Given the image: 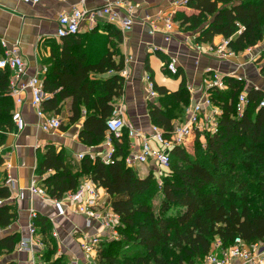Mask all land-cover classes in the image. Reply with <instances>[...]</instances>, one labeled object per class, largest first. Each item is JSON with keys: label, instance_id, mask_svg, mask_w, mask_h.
I'll use <instances>...</instances> for the list:
<instances>
[{"label": "trees", "instance_id": "1", "mask_svg": "<svg viewBox=\"0 0 264 264\" xmlns=\"http://www.w3.org/2000/svg\"><path fill=\"white\" fill-rule=\"evenodd\" d=\"M188 6L199 13L180 16L186 31L197 34L198 43H213L222 36L230 49L244 53L264 41V0H190ZM107 34L94 29L90 34L68 37L54 45L53 62L45 79V91L54 94L44 103L45 110L60 116L61 104L71 98L72 115L62 131L83 120L79 141L87 147L101 146L107 137L106 122L114 111L115 99L124 93L125 80L120 72L124 59L116 63L115 48L123 43L120 31L108 26ZM114 39V42L112 41ZM181 71L177 76H182ZM91 73H114L107 79H92ZM10 70H0V149L7 133L15 128L10 92ZM228 89L211 91L215 105L223 110L219 133L205 135V147L196 136L197 158L185 149L171 151L169 171L159 190L154 174L140 178L128 168L125 158L128 141L116 142L113 163L106 165L90 155L72 165L65 151L48 148L39 158L38 172L51 199L63 200L74 193L84 180H92L109 195V203L120 216L121 238L105 242L98 264H201L214 253L217 240L228 249L236 238L253 244L264 240V107L263 91L248 90V107L242 117L236 111L245 82L227 78ZM162 95V108L151 105L153 125L171 131L175 119L183 117L190 103L185 77L177 92L156 87ZM4 159L0 155V168ZM253 173V174H252ZM256 173L263 174L254 175ZM161 191L162 201H153ZM11 191L0 184V229L7 230L18 219L8 200ZM35 225L46 249L40 258L49 264H72L58 255L51 222L38 214ZM18 235L0 237V257L18 247Z\"/></svg>", "mask_w": 264, "mask_h": 264}, {"label": "crops", "instance_id": "2", "mask_svg": "<svg viewBox=\"0 0 264 264\" xmlns=\"http://www.w3.org/2000/svg\"><path fill=\"white\" fill-rule=\"evenodd\" d=\"M133 1L140 5L135 15L133 30L126 38L123 37V43L111 48V51L115 49L116 54L113 59L116 63H119L121 59H124V62L127 58L129 59L128 64L125 65L127 76L123 77L125 80L124 93L120 98L115 99L114 104V108L122 110L128 126L150 132L153 124L149 107L151 105L163 107L161 103L163 97L160 94L154 101L148 100L147 75L152 78L156 87H162L169 93L177 92L182 77H185L190 93L189 106L201 97L204 81L209 75L208 68L221 71L224 74L234 72L245 78V83L248 86L246 90L258 87L264 92V41L251 48L250 52L247 50L237 54L231 60H219L207 52V48L224 40L222 36L215 37L211 44L198 43L197 34L186 31V28L181 24V14L192 16L197 15L198 11L189 6L176 8L171 3L173 0ZM79 4L80 0H43L37 6H30L21 0H0V54H2V41H6L11 46L19 45L22 57L27 63V75L23 82L38 75L45 85L48 69L53 62L54 45L61 46L64 40L55 36L59 15L70 12ZM101 5L102 0H87L85 7L94 10ZM166 18H171L174 23V30L170 34L165 28ZM108 26L120 31L117 26L108 21L106 16H102L96 20L93 26L89 21H84L81 24L79 35L90 34L95 28L99 30V33L106 35ZM167 36H170V41L166 40ZM112 41L114 42L113 38ZM174 59L177 62V72L181 71L182 76H177V73L163 67L164 64L167 65ZM113 76L114 73H91L92 79L107 80ZM48 94L47 100L54 95ZM24 99L25 103L21 111L26 127L22 132L16 128L12 132H8L6 144L0 149V155L4 159V165L0 168V184L6 179L5 164L9 162L12 169L8 173L16 179L18 189L24 190L23 199L10 200L9 202L15 206L18 219L4 231L3 237L18 235L19 246L21 241L28 236L29 211L33 209L51 222L52 234L58 245V255L64 256L72 264H88L80 242L83 236L95 234L97 227L93 223V226H89L86 217L75 213L71 206H67L65 216L58 215V208L55 204L32 195L29 188L34 183L37 187L46 189L44 180L54 174V171H49L40 175L37 170L39 158L46 153L48 148L54 147L57 152L65 151L68 162L72 165L80 162L77 160L79 154H102L104 149L102 145L94 148L87 147L79 141L78 136L83 126V120L67 131L61 130L59 133L42 131L39 125L40 121L31 105V95L28 91L24 94ZM72 101L71 98H68L61 104L62 114L59 117L63 125L69 123V118L72 115ZM186 109L183 117L175 119L172 122L173 125L187 120ZM128 131L129 127L126 126L124 133L129 144V153H131V140L128 137ZM140 146L136 147V151L140 150ZM137 172H139L140 178H146L154 172V175L157 174L158 168L153 162H150L139 166ZM102 190L107 194L104 189ZM18 194V190L12 192L14 198H17ZM38 238L43 241L42 235H38ZM45 249L46 246L43 243L39 255H42ZM215 253L221 256L222 251L219 249ZM31 258L29 252L16 247L13 253L0 257V264H30ZM233 264H239V261H233Z\"/></svg>", "mask_w": 264, "mask_h": 264}, {"label": "built area", "instance_id": "3", "mask_svg": "<svg viewBox=\"0 0 264 264\" xmlns=\"http://www.w3.org/2000/svg\"><path fill=\"white\" fill-rule=\"evenodd\" d=\"M24 4L37 6L43 0H21ZM66 1V0H61ZM190 0H173L171 3L176 8L188 6ZM87 0H80V4L75 6L70 12H64L59 15L56 37L65 39L78 36L81 33V24L89 21L91 26L96 23L99 17L106 16L111 24L117 26L123 37L133 30L135 24V15L140 5L133 0H102V5L98 9H87L85 7ZM94 28V27H93ZM166 31L170 34L174 30V23L171 18L165 19ZM170 36L166 37L170 41ZM229 40H222L216 45H210L207 52L214 55L219 60H231L236 57V53L230 49ZM198 49H201L198 47ZM2 54H0V70H10L12 72L10 80V96L13 99L14 109L12 120L15 128L22 132L26 127L21 108L25 103L24 94L28 91L31 95V105L38 117L40 128L47 133H59L61 131L62 120L59 116L49 113L45 110L44 103L49 94L45 91L44 81L34 75L27 82H23L27 75V63L24 61L19 45H9L6 41L1 42ZM249 49L247 52H250ZM129 59L125 60L127 65ZM173 73H177V62L174 59L171 63L163 65ZM208 78L204 81V90L201 97L191 106L187 107V120L176 123L171 131H165L156 125H152L150 132H144L133 126H128L123 117V112L115 108L112 116L107 120V137L102 144L104 153L91 154L95 159L100 157L106 165L113 163L116 154V142H123L125 139L124 128L129 127L128 137L131 140V153L125 158V164L128 168H136L153 162L158 168V179H161L170 169L171 151L176 147L186 149L188 145L196 141V136L205 147V135L214 136L219 133V121L223 115V110L214 104L211 98V91L214 89L226 91L228 85L227 78H234L238 81L246 82L245 78L236 75L234 72L224 74L221 71L208 68ZM121 77L127 76L126 68L120 72ZM146 89L148 100L154 101L159 97L156 90V84L150 76H146ZM251 89L260 90L258 87ZM248 90H244L238 98L236 111L239 117H242L248 107ZM260 107H264V92L260 101ZM140 150L136 151V147ZM84 154H79L78 161L84 158ZM7 171L5 184L11 191V197L8 200H21L24 198V190L18 189L16 179L8 173L12 165L5 164ZM18 190L17 198L12 196V192ZM29 192L41 197L43 200L51 202L58 208V215L65 216L67 206H71L73 211L86 217L89 226H96V233L83 236L80 242L81 249L88 264H94L105 242L117 241L121 238L118 228L121 225L120 216L113 211L109 203V196L105 194L102 188L98 187L92 180H84L76 192L66 195L63 200L51 199L47 196L46 189L37 187L34 183L30 186ZM3 201H0V205ZM38 212L31 209L28 218V236L24 238L18 249L30 253V264H46L40 261V251L43 246L41 238H38V232L35 220ZM93 223V224H92ZM5 230L0 229V237L4 236ZM57 236V235H56ZM221 250V256L215 253ZM233 261H239V264H264V240L249 244L242 238L235 239L234 244L228 249H222V243L217 240L214 247V253L205 258L201 264H233Z\"/></svg>", "mask_w": 264, "mask_h": 264}, {"label": "rangeland", "instance_id": "4", "mask_svg": "<svg viewBox=\"0 0 264 264\" xmlns=\"http://www.w3.org/2000/svg\"><path fill=\"white\" fill-rule=\"evenodd\" d=\"M246 84V83H245ZM247 84L245 85V89H247ZM244 89V90H245ZM186 150V152L188 153V155H190L191 157H192V160H195L196 158H197V151H198V149H197V145H196V143L194 142V143H192V144H190V145H188V147L185 149ZM138 169H139V167H136V168H134V170H136V172L138 171ZM138 173V175H139V172H137ZM155 173V172H154ZM154 173H152V174H154ZM142 175H143V173H141ZM253 174V173H252ZM254 175H261V176H263V174H259V173H256V174H254ZM155 178H156V181H157V184H158V188H159V190L161 189V187L163 186V180L165 179V178H163V177H161V179H158L157 178V175H155ZM48 196V195H47ZM49 197V196H48ZM156 199L153 201V205H154V208L155 209H158L159 208V205H160V202L162 201V194H161V191H159V193L156 195V197H155ZM38 234H40L39 232H38ZM99 257V256H98ZM40 261H42V262H45L46 263V261H44V260H42L41 258H40ZM46 264H49V263H46ZM94 264H98V258H97V260L95 261V263Z\"/></svg>", "mask_w": 264, "mask_h": 264}, {"label": "water", "instance_id": "5", "mask_svg": "<svg viewBox=\"0 0 264 264\" xmlns=\"http://www.w3.org/2000/svg\"><path fill=\"white\" fill-rule=\"evenodd\" d=\"M3 237V236H2Z\"/></svg>", "mask_w": 264, "mask_h": 264}]
</instances>
